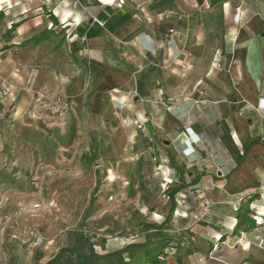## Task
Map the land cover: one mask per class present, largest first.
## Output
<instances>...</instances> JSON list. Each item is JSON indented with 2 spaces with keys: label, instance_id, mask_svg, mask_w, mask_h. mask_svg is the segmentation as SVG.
Listing matches in <instances>:
<instances>
[{
  "label": "crops",
  "instance_id": "crops-1",
  "mask_svg": "<svg viewBox=\"0 0 264 264\" xmlns=\"http://www.w3.org/2000/svg\"><path fill=\"white\" fill-rule=\"evenodd\" d=\"M0 8L20 39L64 30L66 118L112 134L134 193L136 224L82 264H264V0Z\"/></svg>",
  "mask_w": 264,
  "mask_h": 264
},
{
  "label": "rangeland",
  "instance_id": "rangeland-1",
  "mask_svg": "<svg viewBox=\"0 0 264 264\" xmlns=\"http://www.w3.org/2000/svg\"><path fill=\"white\" fill-rule=\"evenodd\" d=\"M3 12L0 264H82L91 243L136 224L134 193L117 177L112 134L66 118L50 80L67 61L64 30L20 39L7 23L19 15Z\"/></svg>",
  "mask_w": 264,
  "mask_h": 264
},
{
  "label": "trees",
  "instance_id": "trees-1",
  "mask_svg": "<svg viewBox=\"0 0 264 264\" xmlns=\"http://www.w3.org/2000/svg\"><path fill=\"white\" fill-rule=\"evenodd\" d=\"M17 25H18V24H14L13 26L16 27ZM36 40H37V39H36ZM62 251H65V250L62 249ZM62 251H61V252H62ZM79 257H82V258H83L84 256L79 255ZM47 264H50V262H48Z\"/></svg>",
  "mask_w": 264,
  "mask_h": 264
},
{
  "label": "built area",
  "instance_id": "built-area-1",
  "mask_svg": "<svg viewBox=\"0 0 264 264\" xmlns=\"http://www.w3.org/2000/svg\"><path fill=\"white\" fill-rule=\"evenodd\" d=\"M207 7V6H206Z\"/></svg>",
  "mask_w": 264,
  "mask_h": 264
}]
</instances>
